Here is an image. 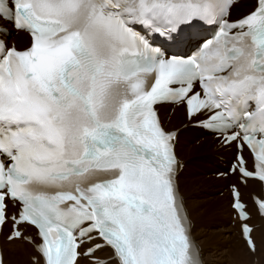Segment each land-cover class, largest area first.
Wrapping results in <instances>:
<instances>
[{
  "label": "snow or ice",
  "instance_id": "6c2138e0",
  "mask_svg": "<svg viewBox=\"0 0 264 264\" xmlns=\"http://www.w3.org/2000/svg\"><path fill=\"white\" fill-rule=\"evenodd\" d=\"M239 7L0 0V21L30 38L23 49L0 40L6 244H32L33 264H202L179 194L177 133L156 109L171 103L235 150L232 208L256 252L240 186L264 185V0L233 18ZM254 204L264 216V198ZM106 248L110 260L97 256Z\"/></svg>",
  "mask_w": 264,
  "mask_h": 264
},
{
  "label": "bare ground",
  "instance_id": "6f19581e",
  "mask_svg": "<svg viewBox=\"0 0 264 264\" xmlns=\"http://www.w3.org/2000/svg\"><path fill=\"white\" fill-rule=\"evenodd\" d=\"M253 2L254 0H242L240 7L233 10V18L247 13ZM7 27V35L2 36L7 43L15 45L20 43L19 45L22 47L27 46L29 39L24 33L14 32L9 26ZM158 109L164 128L177 133L176 154L180 162L177 174L179 194L191 225V237L199 250L202 264H242L244 260L249 261L250 264H263L264 216L259 213L257 206L250 198L252 197L254 200L262 198L260 184L249 182L247 187L240 186L241 198L242 195H245V210L250 217L247 223L252 228L251 235L256 243V252L251 253L242 240V223L238 221L237 216L234 217L235 213L231 210L230 194L226 189L228 185L237 183L236 177L233 174L225 179L215 178L217 174L227 173L235 150L230 146L223 147L211 135L191 127L192 122H187L184 119L185 114L182 107L171 108L168 105H162ZM168 110H171V113ZM201 141L203 142L201 143ZM194 142H199V147L196 148L193 145ZM245 156L249 159V166H251L247 152ZM224 168H226L225 171ZM218 192H222V198H219ZM196 210L200 211L198 215ZM204 217L207 220L205 226ZM232 224L239 228L237 235L240 240L236 243V249L231 247L235 237ZM27 234L31 235L38 243L36 233L32 229ZM235 238L237 239V237ZM241 244H243L245 252L239 251ZM1 249L7 264H33V257L36 255L32 244L18 241L9 246L5 243L3 236H1ZM238 253L242 254L244 259ZM14 254H16L15 257H13ZM111 254L108 249H104L102 252H98L97 256L110 260ZM216 254L217 256H215ZM22 258H25L26 262L17 261ZM79 262L88 264V261L83 257Z\"/></svg>",
  "mask_w": 264,
  "mask_h": 264
},
{
  "label": "rangeland",
  "instance_id": "374dc122",
  "mask_svg": "<svg viewBox=\"0 0 264 264\" xmlns=\"http://www.w3.org/2000/svg\"><path fill=\"white\" fill-rule=\"evenodd\" d=\"M251 1H252V0H251ZM19 44H20V43H19ZM202 142H203V141H201V143H202ZM198 143H199V142H196V143L194 142L193 145L197 148V147H199V144H198ZM223 170L225 171L226 168H224ZM232 182H233V181H232ZM225 185H226V184H225ZM225 185H224V186H225ZM226 189H227V188H226ZM218 193H219V194H218L219 198H222V194H221L222 192H218ZM249 196H250V195H249ZM244 197H245V195H242V201L246 202V200L244 199ZM199 212H200L199 210H196V214H197V215L199 214ZM232 219L234 220V218H232ZM206 221H207V220H206V218L204 217V218H203L204 226H205ZM231 227H232V228L234 229V231H235V232H234L235 237H237V239H236L235 237L233 238V243H232V246H231V247H232L233 249H236V248H237V247H236V243H237V241L240 240L239 237H238V235H237V234L239 233V228H238L237 226L233 225V224L231 225ZM237 231H238V232H237ZM240 248H241V249H240L239 251H241V252H245V248H244L243 244H241ZM219 249H220V247H219ZM226 250H227V249H226ZM227 251H231V250H227ZM213 254H214V251H213ZM217 254H218V252H217ZM217 254H216L215 256H217ZM238 254H239V253H238ZM239 255H241V257L244 259V257H243L242 254H239ZM15 256H16V254L13 255V257H15ZM250 260H251V259H250ZM17 261H20L21 263L26 262V261H25V258H22L21 260L17 259ZM30 262H31V260H30ZM248 263H249V261H245V260H244V263H242V264H248ZM249 264H250V263H249ZM263 264H264V263H263Z\"/></svg>",
  "mask_w": 264,
  "mask_h": 264
}]
</instances>
